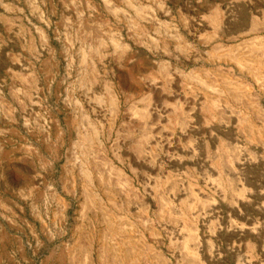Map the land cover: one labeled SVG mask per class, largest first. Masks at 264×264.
I'll return each mask as SVG.
<instances>
[{"label": "rangeland", "instance_id": "1", "mask_svg": "<svg viewBox=\"0 0 264 264\" xmlns=\"http://www.w3.org/2000/svg\"><path fill=\"white\" fill-rule=\"evenodd\" d=\"M0 264H264V0H0Z\"/></svg>", "mask_w": 264, "mask_h": 264}]
</instances>
